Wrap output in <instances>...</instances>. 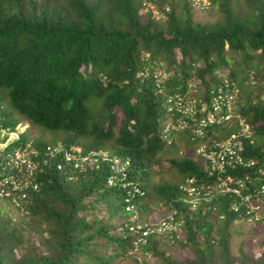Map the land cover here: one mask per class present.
Here are the masks:
<instances>
[{
  "label": "trees",
  "instance_id": "16d2710c",
  "mask_svg": "<svg viewBox=\"0 0 264 264\" xmlns=\"http://www.w3.org/2000/svg\"><path fill=\"white\" fill-rule=\"evenodd\" d=\"M200 2L0 0V117L7 113L2 105L6 97L32 124L89 136L93 148L111 143L116 153L143 166L167 150L160 134L163 93H178L199 107L209 105L210 91L223 81L241 87L251 79L257 90L246 92L237 112L255 137L257 146L249 154L264 156L259 141L264 136V0ZM195 6L214 19L193 21ZM157 72L166 77L158 82ZM0 124L11 127L14 120L4 117ZM3 141L0 137V179L17 175L6 165L16 144L1 145ZM170 162L178 171H195L190 162ZM102 170L99 174L106 176L108 169ZM101 180L62 188L41 173L35 179L37 190L27 187L18 206L0 197V264H108L127 257L132 236L123 227L124 192L108 190ZM169 192L159 186L155 194ZM113 197L119 209L108 208ZM10 205L15 216L6 210ZM198 224L186 222L180 233L192 235L197 228L201 240L176 242L182 249L192 248L193 258L177 261L163 254L158 246L166 242L160 237L149 240L145 249L161 264H242L248 257L240 249L235 258L224 233L210 243L211 230ZM256 264H264V258Z\"/></svg>",
  "mask_w": 264,
  "mask_h": 264
},
{
  "label": "clouds",
  "instance_id": "9594fccd",
  "mask_svg": "<svg viewBox=\"0 0 264 264\" xmlns=\"http://www.w3.org/2000/svg\"><path fill=\"white\" fill-rule=\"evenodd\" d=\"M228 84L232 87V92L229 93H235L230 106L231 120L217 126H205L201 136L193 134L190 128L175 127L173 118L169 119L168 116L171 115L166 110L167 94L163 93L161 105L164 120L161 122L160 134L167 150L164 148V151L156 153L143 166L132 164L128 155L116 153L117 148L111 143L93 148L89 145V136L49 130L64 133V139L52 142L33 139L26 133L28 123H32L19 114L17 118H12L5 109L7 113L4 117L13 119L14 124L11 127L0 124V137L4 139L1 145L16 144L8 151L6 165L17 170V175L10 174L0 179V197L7 198L10 204L18 206L17 199L26 197L27 187L37 190L35 179L41 173L47 176L48 181L56 182L62 188L77 186L89 178L92 181L100 177L102 185L108 190L118 191L119 194L124 192L121 210L125 213L127 222L123 227L132 236L131 247L126 255L133 257L138 263L148 260L151 254L157 256L145 249L151 239L160 237L169 247L176 245L180 239L184 241V237L201 240L202 233L197 228L192 235L180 233L186 222L200 223L198 226L203 224L204 229L209 228L212 232L209 236L210 243L217 240L218 232L224 233L229 249V243L243 234V226H247L253 235L254 230L264 225V156L249 154V150L257 144L255 137H251L249 125L237 112V107L244 103L246 97L244 84L241 87H237L234 81ZM161 89L158 92H163ZM2 100V105L7 108L6 97ZM233 101L235 105L232 104ZM207 103H210L209 97ZM234 116L245 123L248 136L244 137L240 133ZM168 123L171 127L166 129L165 125ZM230 135L233 137L230 138ZM75 137L86 140L79 144ZM68 138H72V141H67ZM167 154L176 156L166 157ZM210 156L217 160L219 156L222 157L226 163L223 171L212 166ZM170 159L180 163L190 162L195 171L188 174L185 170L178 171ZM133 166L138 170L133 172ZM106 168L108 174L100 175L99 172ZM93 171L97 173L92 174ZM10 178L21 180L26 186L21 190H13L9 183H4L5 179ZM159 186L169 188V194H155ZM16 192L18 195L15 196ZM148 192L150 194L145 196ZM195 213L198 214L196 218L193 216ZM187 216L189 217L185 218ZM160 250L165 255L170 254L163 248ZM245 254L248 257L243 260L250 264H256L257 260L262 262L264 246L253 255ZM237 255H234L235 258Z\"/></svg>",
  "mask_w": 264,
  "mask_h": 264
},
{
  "label": "rangeland",
  "instance_id": "374dc122",
  "mask_svg": "<svg viewBox=\"0 0 264 264\" xmlns=\"http://www.w3.org/2000/svg\"><path fill=\"white\" fill-rule=\"evenodd\" d=\"M151 8V7H150ZM152 14L155 15V17H158L159 14H157L154 9L151 10ZM214 17L211 16L210 11H201L199 8H195L192 13V20L196 22H208L213 20ZM238 67V66H236ZM239 74V72L237 73ZM250 84L246 85L244 84V95L246 96V92H252L256 91V86L254 87L252 83V80L249 81ZM243 92V89L241 90V93ZM249 95V94H248ZM264 97V95H262ZM6 105L7 108H5L10 115H12V118H17L16 116L18 115L9 105V102L6 98ZM19 116V115H18ZM169 119H172L171 116H168ZM21 119V118H19ZM26 133L31 135L33 139L37 140H47V142H52V141H60L64 139V133L59 132V131H49L47 129H44L40 126L37 125H32L28 123V129L26 130ZM86 139L81 138V137H75V141L77 143H83ZM262 141L264 143V136H261L259 141ZM176 155L172 154H167L166 157H173ZM165 157V158H166ZM176 158V157H174ZM159 162H162V160H159ZM166 165V164H165ZM172 173V172H171ZM153 196H151L152 198ZM153 205V204H151ZM119 201L115 199L114 197L111 198L108 202V208L110 210H115L119 209ZM8 213H11V215L15 216L17 213L10 205L7 209ZM94 212L97 214H100L102 211L98 209H93ZM87 213V212H84ZM90 216H88L89 218ZM242 235H239L237 238L233 239L229 243V251L232 255H237L239 252V249H241L243 252L253 255L261 250V248L264 246V225L262 227L257 228L256 230L253 231V235L250 234L248 227L243 226L242 227ZM35 237V236H34ZM108 251H113L111 247H106ZM158 248H163L167 253H170L173 257V259H176L177 261H183L186 258H192L194 256V252L191 248L188 249H181L179 246L174 245L173 247H169L168 245H163V246H158ZM105 251V252H108ZM108 264H161V261L159 257H155L152 254L150 255V258L148 260L142 261L141 263H138L133 257L127 256V257H115L111 261L108 262ZM233 264H238L237 260ZM242 264H249L245 261L242 262Z\"/></svg>",
  "mask_w": 264,
  "mask_h": 264
},
{
  "label": "built area",
  "instance_id": "2783aa9c",
  "mask_svg": "<svg viewBox=\"0 0 264 264\" xmlns=\"http://www.w3.org/2000/svg\"><path fill=\"white\" fill-rule=\"evenodd\" d=\"M201 4L207 5V0H200ZM202 6H195V8H201ZM151 9H153L151 7ZM155 11V10H154ZM156 12V11H155ZM157 81L159 82L162 77H165V73L157 72L155 73ZM223 86H218L216 91H210L209 105L202 104L199 107L193 106L194 100H183L178 93H173L172 95H167L165 97L166 110L172 116L175 127L180 129L190 128L193 134L201 136L205 126H217L225 122H229L232 118V113L230 112L231 101L235 93H229L225 88L229 87L228 82L223 81ZM198 109H196V108ZM186 119L192 121L190 124ZM236 120V125L241 130V134L248 136V128L244 122L238 117H233ZM233 123V122H232ZM171 127V124H166L165 128ZM233 135H230V138ZM209 161H211L212 166H215L218 170H224L226 165L225 161L219 156L218 160L210 156ZM4 183H9L13 190H21L26 186V183L21 180H16L13 178L5 179ZM264 191V189H262Z\"/></svg>",
  "mask_w": 264,
  "mask_h": 264
}]
</instances>
